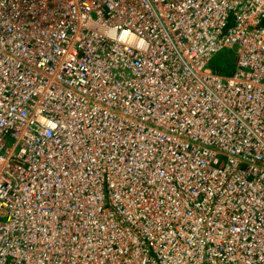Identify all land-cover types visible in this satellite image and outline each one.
I'll return each mask as SVG.
<instances>
[{"label": "built area", "instance_id": "1", "mask_svg": "<svg viewBox=\"0 0 264 264\" xmlns=\"http://www.w3.org/2000/svg\"><path fill=\"white\" fill-rule=\"evenodd\" d=\"M0 264H264V0H0Z\"/></svg>", "mask_w": 264, "mask_h": 264}, {"label": "trees", "instance_id": "2", "mask_svg": "<svg viewBox=\"0 0 264 264\" xmlns=\"http://www.w3.org/2000/svg\"><path fill=\"white\" fill-rule=\"evenodd\" d=\"M222 54H227V55L233 56V54H231L229 52H224ZM233 60H230V58H226V59H222V60L218 61V63L215 65L216 66L215 69H213L214 72L218 75H221V76H223V74L228 75V74H231V70H232L233 66H234V72H235V58H234V56H233ZM232 61H233V63H232ZM234 72H233V74H234ZM219 73H221V74H219Z\"/></svg>", "mask_w": 264, "mask_h": 264}, {"label": "rangeland", "instance_id": "3", "mask_svg": "<svg viewBox=\"0 0 264 264\" xmlns=\"http://www.w3.org/2000/svg\"><path fill=\"white\" fill-rule=\"evenodd\" d=\"M224 52H229V53L233 54V56H234V58H235V54H234L233 51H231V50H224V51H222L221 53H219L218 55L215 56V58L213 59V61H212L211 64L209 65L210 68L215 69V67H216L215 65L218 63V61H220V60H222V59L230 58V60H233V56H231V55H227V54H222V53H224ZM221 54H222V55H221ZM233 61H234V60H233ZM233 61H232V63H233ZM235 68H236V67H235ZM233 72H234V66H233V68H232V70H231V74H228V75L223 74V76H231V75L233 74ZM219 74H221V73H219Z\"/></svg>", "mask_w": 264, "mask_h": 264}]
</instances>
